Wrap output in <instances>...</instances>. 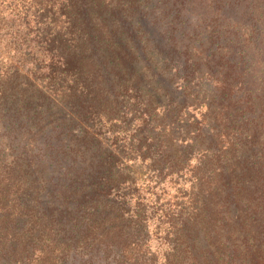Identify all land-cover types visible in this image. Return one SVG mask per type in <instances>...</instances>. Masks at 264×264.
I'll return each instance as SVG.
<instances>
[{"label": "trees", "instance_id": "obj_1", "mask_svg": "<svg viewBox=\"0 0 264 264\" xmlns=\"http://www.w3.org/2000/svg\"><path fill=\"white\" fill-rule=\"evenodd\" d=\"M0 6V264H156L139 162L198 187L163 264H264V0Z\"/></svg>", "mask_w": 264, "mask_h": 264}, {"label": "rangeland", "instance_id": "obj_2", "mask_svg": "<svg viewBox=\"0 0 264 264\" xmlns=\"http://www.w3.org/2000/svg\"><path fill=\"white\" fill-rule=\"evenodd\" d=\"M0 18H3L1 6ZM4 29V24L0 23V70L7 68L10 63L17 62V57L12 58L14 53L9 55L11 46L8 43L9 36L4 35L6 32ZM139 164L140 162L133 168L136 171V182L134 185L126 184L124 188L129 204L133 207L139 204L143 210L147 222L146 238L150 253L154 254L156 264H163L164 255L169 251V247L164 239L168 223L162 224V221L178 222L179 215L184 218L187 213L192 212L194 192L198 187L193 185L194 174L187 170L178 174H170L164 170L163 174L157 177L147 169L146 163Z\"/></svg>", "mask_w": 264, "mask_h": 264}]
</instances>
